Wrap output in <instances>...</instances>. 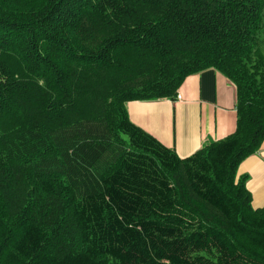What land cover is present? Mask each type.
<instances>
[{
    "label": "trees",
    "instance_id": "1",
    "mask_svg": "<svg viewBox=\"0 0 264 264\" xmlns=\"http://www.w3.org/2000/svg\"><path fill=\"white\" fill-rule=\"evenodd\" d=\"M207 69L235 131L180 159L125 105ZM263 141L264 0H0V264H264Z\"/></svg>",
    "mask_w": 264,
    "mask_h": 264
},
{
    "label": "crops",
    "instance_id": "2",
    "mask_svg": "<svg viewBox=\"0 0 264 264\" xmlns=\"http://www.w3.org/2000/svg\"><path fill=\"white\" fill-rule=\"evenodd\" d=\"M181 101H131L129 120L184 159L203 145L222 140L236 127V89L222 74L207 69L186 77L178 88ZM237 176L247 177L254 210L264 206V141L240 163Z\"/></svg>",
    "mask_w": 264,
    "mask_h": 264
},
{
    "label": "built area",
    "instance_id": "3",
    "mask_svg": "<svg viewBox=\"0 0 264 264\" xmlns=\"http://www.w3.org/2000/svg\"><path fill=\"white\" fill-rule=\"evenodd\" d=\"M175 100H176V101H181V97H180V95L177 94V95L175 96Z\"/></svg>",
    "mask_w": 264,
    "mask_h": 264
}]
</instances>
